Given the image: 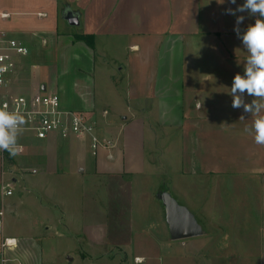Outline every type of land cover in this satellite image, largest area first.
I'll use <instances>...</instances> for the list:
<instances>
[{"label": "crops", "instance_id": "1", "mask_svg": "<svg viewBox=\"0 0 264 264\" xmlns=\"http://www.w3.org/2000/svg\"><path fill=\"white\" fill-rule=\"evenodd\" d=\"M244 2L0 0V32L29 50L16 59L14 92L56 94L61 110L88 113L98 133L114 143L111 150L95 156L88 152L89 162L82 147L70 142L76 138L30 136L18 142V154L24 151L23 143L36 142L43 149L58 146L55 151L43 150L33 167L26 166L20 155L0 151V186L10 191L0 192V243L4 238L15 240L14 246L4 249L0 264H54L49 249L53 238L64 237L65 232L89 243L90 251L78 253L89 264H155L159 242L167 247L164 264H253L254 231L249 225L238 228L234 221L243 217L246 209L238 212L241 206L252 207L255 199L262 205L264 220V146L244 131L253 116L232 107L229 89L235 74L243 75L248 53L234 31L236 16L226 14V9ZM67 8L77 13V26L61 17ZM237 15L245 16L241 33L258 18L247 12ZM74 34L92 36L93 46L75 40ZM116 43L127 55L110 69L122 76L110 81L122 104L114 117L109 106H96V48ZM59 60L65 77L49 92L42 68ZM99 73L100 80L107 78ZM253 99L245 93V103ZM76 140L89 148L87 140ZM38 170L45 175L42 180L26 181V175ZM80 175L91 191L87 205L94 203L98 220L89 210L91 221L85 225L75 220L76 200L58 189L61 180H80ZM16 182L20 196L12 200L11 185ZM98 186L102 200L95 196ZM163 191L193 214L201 228L199 236L179 244L170 239L158 198ZM135 199L146 206L158 201L154 229L142 227L139 216H134ZM99 202L101 208L95 205ZM176 247L181 248L179 254Z\"/></svg>", "mask_w": 264, "mask_h": 264}, {"label": "rangeland", "instance_id": "2", "mask_svg": "<svg viewBox=\"0 0 264 264\" xmlns=\"http://www.w3.org/2000/svg\"><path fill=\"white\" fill-rule=\"evenodd\" d=\"M100 54H102L104 58ZM126 55H127V50L123 48L122 44L118 45L116 43V46H113L112 44L108 46L99 45L96 48V56H98L96 63L99 66V69L96 70V74H97L96 76L97 82L95 86V97H96V103H97L96 106L98 108H101L104 105L109 106V110L111 111V114L114 117H116L119 110L122 108V104L120 103V101L116 99V96L111 88L110 81L113 79H117V81L121 80L122 76L118 71L114 70L115 71L114 74H111L110 71L113 70V68L111 69V66L114 64V62H118V60H123L126 57ZM61 63L62 62H60V60L54 63H50V64L46 63V65L43 66L44 68H42V72H41L42 79L46 81L45 82V85H47L46 89L49 92L54 91L55 83L59 82V79L63 80L65 77V73L64 72L61 73L59 71V65ZM101 71L108 74L106 75L107 78L102 77L101 80L100 78H98V75L100 74L99 72ZM12 83H13V87L16 88L14 79L12 80ZM86 114L89 115L88 113ZM95 128H97V126H95ZM29 137H30L29 134L22 132V134L18 138V142L27 141ZM71 140L72 141L70 142L73 143L74 147L75 146H77V148L82 147L83 155H86L88 161L91 162L92 157L88 153L90 152L89 148L87 149L84 143L81 144V142L76 139H71ZM44 142L46 141H43V143ZM23 144H24V151L18 155H20L21 159L26 163L25 164L26 166L30 165L29 167H33L31 166V163H35L36 160L39 161L41 159V157L39 156H42L44 154L43 150L55 151L58 148L57 144L47 146L46 149H43V147L36 144V142L32 144L29 142L26 144L25 143ZM3 162H4V165H3L4 167H3V173H2V181L4 184H6L9 182L7 180L9 177V174H8V169H6L7 168L6 156H5V159L3 158ZM44 176L45 175L41 171L38 170V172L35 174L30 173L29 175H26V181L27 180L35 181L39 179L42 180ZM79 177H81L80 180H77V179L76 181L71 180L72 182L66 181L63 183V180H61V186L58 189L61 190V193L63 194L64 197H67V195H70L69 199L72 198L71 200H76V203L78 205L76 206L75 220L76 222H78L79 225H82V224L85 225L87 222L89 224V221H91L90 220L91 214L89 210L90 211L94 210V214H93L94 221H98V220L95 219L96 207H94V203L89 207L86 201L88 197L89 198L92 197L91 191L89 190L88 187L85 188L84 184L82 183L84 176L80 175ZM50 178H52L51 180H54L53 176H50ZM11 187L13 189V196H11V198L12 200H14L15 198L20 196L19 195L20 184L19 182H16L15 184L11 185ZM98 187L100 190H98L95 196H97L98 199L102 200L101 196H103L104 193H103V190L101 189V186H98ZM26 189L33 190V188L28 184H26ZM169 191L171 193H174L172 189ZM40 199L44 203L45 201H47L44 196H41ZM137 202H138V199H135V202H134L135 205L132 206L134 216L135 217L139 216L138 217L139 222L141 223L142 227L145 225L144 227H146L147 229L148 227L149 229H154L153 227L157 225V212L155 210V206L158 203V201H156L155 203V201L153 200V202H151V204L148 206H146V204L138 205ZM95 205L101 208L100 202L99 204H95ZM261 207L262 205L259 204V201H257L256 199L252 203V207L251 206H241L238 212L240 210L246 209L248 214L244 213L246 211L245 210L242 213L243 217L240 220H237L236 222L234 221V223L239 225L238 228L245 229V227L243 226L249 225L248 229L254 231L253 233V252L251 256L252 257L251 262L253 264H264V220H262L261 218ZM235 212L236 210L234 211V213ZM65 233L66 234L64 237L56 236L53 238L51 248L49 249V252L51 251V254H50L51 262H53L54 264H89L78 256V253L81 251L91 250L89 243L86 242L84 239L72 238L67 235V232ZM148 235L150 236V232L148 233ZM152 235L153 234H151V236ZM138 238L140 239L141 237L139 236L135 240H137ZM177 242L178 243L176 244H179L185 241L179 240ZM158 247H157V252L155 254L156 255L155 264H164L167 260L166 259V252H167L166 243L159 242ZM176 248H177V252L175 251V253L179 254L181 252V248H178V247ZM176 248L174 249L176 250ZM101 251H103V249ZM114 252H116V250ZM68 257L70 258V260H68ZM122 258L123 257H121V260H123ZM135 259L136 258H134V261ZM96 264H106V263L99 262ZM204 264H208V262H205Z\"/></svg>", "mask_w": 264, "mask_h": 264}, {"label": "built area", "instance_id": "3", "mask_svg": "<svg viewBox=\"0 0 264 264\" xmlns=\"http://www.w3.org/2000/svg\"><path fill=\"white\" fill-rule=\"evenodd\" d=\"M28 48L18 40L7 38L0 32V108L7 105L8 111H19L25 116L27 123L23 126V133L29 134L37 140H46L50 137L60 139L76 138L87 140L90 153L95 156L99 151H109L114 143L111 138L100 135L95 123L83 111L61 110L56 94H17L14 92L12 75L16 68V59L26 56ZM21 152V147L19 151ZM35 170H31L34 173ZM0 192L5 191L0 186ZM13 238H4L0 243V260L5 248L14 246ZM135 262H140L139 258Z\"/></svg>", "mask_w": 264, "mask_h": 264}, {"label": "clouds", "instance_id": "4", "mask_svg": "<svg viewBox=\"0 0 264 264\" xmlns=\"http://www.w3.org/2000/svg\"><path fill=\"white\" fill-rule=\"evenodd\" d=\"M217 2L223 4L224 0ZM229 2L235 4L236 0ZM245 12L258 18L241 33L239 26L245 16L237 13ZM226 14L236 16L234 31L248 53L243 75L235 74L229 89L232 107H242L245 113L253 116L251 125L246 126L244 131L253 136L257 145L264 146V0H245L235 9H226ZM245 93L254 98L251 103H245ZM240 120L244 117L241 116ZM26 123L25 116L19 111H8L6 104L0 108V151H7L13 157L18 155V138Z\"/></svg>", "mask_w": 264, "mask_h": 264}, {"label": "water", "instance_id": "5", "mask_svg": "<svg viewBox=\"0 0 264 264\" xmlns=\"http://www.w3.org/2000/svg\"><path fill=\"white\" fill-rule=\"evenodd\" d=\"M61 17L70 26L78 25L77 13L71 12L68 8L61 13ZM158 198L164 207L165 222L172 241L194 238L201 234L199 224L185 206L178 204L167 191L161 192Z\"/></svg>", "mask_w": 264, "mask_h": 264}, {"label": "trees", "instance_id": "6", "mask_svg": "<svg viewBox=\"0 0 264 264\" xmlns=\"http://www.w3.org/2000/svg\"><path fill=\"white\" fill-rule=\"evenodd\" d=\"M73 37L75 40L83 41L90 48L93 46V38L90 35L74 34Z\"/></svg>", "mask_w": 264, "mask_h": 264}]
</instances>
